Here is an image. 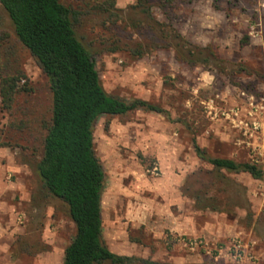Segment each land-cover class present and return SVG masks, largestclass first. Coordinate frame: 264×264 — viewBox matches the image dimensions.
<instances>
[{
	"label": "rangeland",
	"instance_id": "1",
	"mask_svg": "<svg viewBox=\"0 0 264 264\" xmlns=\"http://www.w3.org/2000/svg\"><path fill=\"white\" fill-rule=\"evenodd\" d=\"M60 1L82 13L75 28L76 35L93 54L105 91L125 100L147 101L167 113L135 110L124 116H102L96 122L94 148L105 175L103 227L107 229L118 224L128 227L142 224L143 227L147 224L148 218L142 213L150 208L151 197L145 186L150 179L161 177L158 163L165 162L171 173L185 176L182 192L187 217H192L210 232H215L221 222L229 226L236 224L264 243V179L253 182L247 174L225 172L220 178L211 166L196 157L191 144L195 136L208 156L229 158L232 155V148L226 145L224 136L227 120L221 115L226 110L218 97L225 90L223 84L220 85L222 78L238 73L240 66L223 61L202 65L216 77L218 86L205 90L196 88L191 78L185 80L181 73L170 70L176 62L171 52L159 48L161 42L152 38L154 34L148 27L152 24L146 15L132 10L131 6L121 10L110 8L109 4H115L116 0ZM212 1L219 10L230 14L231 19L245 17L249 22H257L261 13L257 0ZM102 7L108 8L107 12H102ZM167 11L169 21L175 24L172 9L168 7ZM151 13L154 19L161 18L158 8H152ZM245 31L239 33L242 39ZM155 34L160 37L158 31ZM137 50L144 55L134 57L132 53ZM4 73L18 78V91L9 109L3 106L0 96V149L12 155L11 163L4 162L3 167L5 173L11 175L12 183L22 180L30 190V201L18 210L25 215L26 226V234L16 237L18 251L43 253L53 247L58 252L57 262H60V252L69 245L75 228L65 207L47 194L34 171L50 122L51 94L47 78L13 36L0 7V78ZM230 82L235 85L231 79ZM252 90L250 85L239 87L237 101L243 103L254 94ZM260 99L254 97V105L257 106ZM214 129L221 134L216 135ZM166 130L167 136L164 135ZM162 141H166L167 147L161 146ZM179 142L181 147L177 146ZM256 157L255 151L249 148L233 160L253 163ZM259 158L264 169V156ZM17 166L20 170H15ZM110 190L114 191H111L108 204L103 202V197ZM252 191L257 192L256 198L260 199L258 212V201L252 200ZM25 243L34 245L27 248ZM184 255V264H234L222 258L217 261L196 259L190 251ZM253 264H264V261Z\"/></svg>",
	"mask_w": 264,
	"mask_h": 264
},
{
	"label": "trees",
	"instance_id": "2",
	"mask_svg": "<svg viewBox=\"0 0 264 264\" xmlns=\"http://www.w3.org/2000/svg\"><path fill=\"white\" fill-rule=\"evenodd\" d=\"M192 1L180 0L181 3ZM172 3L173 0H137L130 8L146 15L152 24L148 26L154 34L152 38L161 42L159 48L174 50L176 60L189 65L221 62L210 48L195 47L184 40L170 21L161 23L153 18L154 7L168 18L167 9H172ZM114 6V2L109 4L110 8ZM0 7L13 36L47 78L51 94L50 122L34 171L47 194L65 207L75 228L62 264H157L113 254L103 241L105 175L95 153L93 134L102 116H124L135 110L167 115L166 111L144 100H125L105 91L93 54L76 35L80 11L60 0H0ZM100 10L107 12L108 8ZM132 55L140 58L144 53L137 50ZM17 82V77L6 73L0 78V96L6 109L18 91ZM191 144L196 157L211 166L220 178L225 172L264 179L261 166L210 157L198 146L195 136Z\"/></svg>",
	"mask_w": 264,
	"mask_h": 264
},
{
	"label": "crops",
	"instance_id": "3",
	"mask_svg": "<svg viewBox=\"0 0 264 264\" xmlns=\"http://www.w3.org/2000/svg\"><path fill=\"white\" fill-rule=\"evenodd\" d=\"M136 1L116 0L115 8L125 9L127 6H133ZM257 1V7L261 11L260 16L257 22H249L245 17H241L239 20L231 19L230 14L228 15L225 11L215 7L212 0H193L190 3L173 0L171 14L175 16L176 22L172 24L171 21L170 24L191 45L210 48L220 61L240 66L241 71L231 73L230 78L224 76L220 81V85L223 84L222 87L225 89L220 92L221 95L218 97L226 110L221 113L227 120L224 128L225 142L233 152L228 159H236L237 154L242 155L251 148L257 156L253 164L262 167L263 162L259 157L264 156V115L257 116L253 112V106L256 107V105L250 104L251 100L254 101V97L255 99L264 98V0ZM160 17L156 20L161 23H169L170 18L168 16V19L164 12L161 11ZM242 30H246L243 39L239 34ZM168 50L176 62L170 67V70L181 73L185 80L191 78L196 88L205 90L211 86H218L216 77L202 65H189L178 61L175 58L174 50ZM191 72L194 74L192 75ZM230 79L235 85L230 82ZM246 85L251 86L254 94L248 96L243 103L238 102L236 96L239 93V87ZM258 105L259 103H257ZM254 114L259 123L257 124L258 129L250 133L246 125L252 124L251 116L254 117ZM215 115H217L216 111ZM219 132L217 129L214 133L221 134ZM164 133V135H168L167 130ZM165 142L162 141L161 146H166ZM197 144L199 146L198 142ZM177 146L181 147L182 143L179 142ZM11 158L12 155L8 151L0 149V264H21V259L27 264H62L64 250L67 246L63 247L60 252V262H57L58 252L53 247L43 253L33 250L18 251L16 237L26 234L25 215L18 210L30 201L28 197L30 190L22 180H17L15 183L9 180L11 175L5 173L3 164L7 161L8 164L11 163ZM158 167L161 177L150 179L147 185L143 182L151 197L150 208L142 213L148 218V220L146 219L147 224L145 223L143 227L142 224L130 225V227L118 224L107 229L102 226L103 241L113 254L146 259L157 264H184V253L189 251L185 246L187 239H203L210 245H216L222 240L240 237L245 241L253 242L256 261H264V243L250 231H244L236 224L229 226L226 225L227 223L221 224V222L220 225H217L215 232H210L202 224L198 225L192 217H187L185 197L182 192L184 174L171 173L168 170L170 166H167L165 162L158 163ZM181 168L184 169L183 164ZM15 170L20 169L17 166ZM251 181L254 182V179L251 178ZM257 195V192H251L252 200L258 201V212L260 199L256 198ZM48 244L50 246V243ZM33 245V243H28L24 247L32 248ZM192 254V257L196 259L209 258L213 261L219 259L201 252H192Z\"/></svg>",
	"mask_w": 264,
	"mask_h": 264
},
{
	"label": "built area",
	"instance_id": "4",
	"mask_svg": "<svg viewBox=\"0 0 264 264\" xmlns=\"http://www.w3.org/2000/svg\"><path fill=\"white\" fill-rule=\"evenodd\" d=\"M242 97L245 95L242 93ZM252 99V98H251ZM264 98L260 99V106H253V112L258 116L264 113ZM251 105H254L253 100L250 101ZM251 116L252 124L246 125L249 131H256L258 129V121L256 115ZM185 246L190 252H201L215 258H223L234 264H241L244 262L253 264L256 259L254 256L253 246L251 241H245L240 237L230 238L222 243L216 245H210L203 239H187L185 240Z\"/></svg>",
	"mask_w": 264,
	"mask_h": 264
},
{
	"label": "bare ground",
	"instance_id": "5",
	"mask_svg": "<svg viewBox=\"0 0 264 264\" xmlns=\"http://www.w3.org/2000/svg\"><path fill=\"white\" fill-rule=\"evenodd\" d=\"M111 191L112 190H110V192H108V191L106 192L105 196L103 197V202H108V200H110ZM108 204H109V202H108Z\"/></svg>",
	"mask_w": 264,
	"mask_h": 264
}]
</instances>
